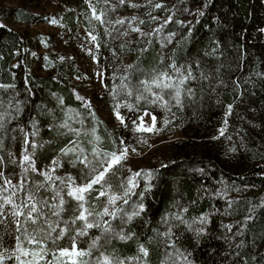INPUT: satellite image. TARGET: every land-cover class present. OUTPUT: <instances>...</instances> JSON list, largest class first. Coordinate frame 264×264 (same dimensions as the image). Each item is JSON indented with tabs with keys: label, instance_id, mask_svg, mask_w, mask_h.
Wrapping results in <instances>:
<instances>
[{
	"label": "trees",
	"instance_id": "16d2710c",
	"mask_svg": "<svg viewBox=\"0 0 264 264\" xmlns=\"http://www.w3.org/2000/svg\"><path fill=\"white\" fill-rule=\"evenodd\" d=\"M48 2L51 10L35 0L11 6L0 1V173L13 185L24 180L26 189L43 184L37 197L55 204L42 173L55 167L54 176H71L79 184L87 172L63 149L75 141L86 153L93 147L132 151L136 136L145 135L136 125L149 111L163 137L136 149L146 166L129 171L124 162L113 180V191H119L116 185L131 173L151 172L150 190H145L149 182L139 179L128 204H117L130 211L143 203L145 211L129 222L122 220L123 213L100 218L115 232L131 235L107 244L102 238L105 253H115L125 264H144L134 259L142 255L143 244L148 264H264V0ZM93 8L105 14V23L95 19ZM51 19L69 32L81 53L42 52L46 37L10 25L35 26ZM91 58L104 70L102 95L96 91ZM173 65L193 77L182 86L180 104L167 92V108L137 102L135 89L126 94L125 84L137 85L161 71L178 79ZM117 105L124 124L102 114L107 107L115 113ZM65 120L79 136L60 127ZM93 129L100 137L96 144L85 135ZM25 147L35 167L26 173ZM55 183L59 187V180ZM104 199L91 200L90 206L99 212ZM65 201L62 219L67 220L75 201L67 196ZM101 233L90 229L78 246L86 249ZM59 243L68 246L66 238ZM12 244L14 238L5 234L4 246Z\"/></svg>",
	"mask_w": 264,
	"mask_h": 264
},
{
	"label": "snow or ice",
	"instance_id": "6c2138e0",
	"mask_svg": "<svg viewBox=\"0 0 264 264\" xmlns=\"http://www.w3.org/2000/svg\"><path fill=\"white\" fill-rule=\"evenodd\" d=\"M123 2L124 0H120V3ZM104 15L103 12L97 15L95 8H93V16L101 24L105 23L102 18ZM52 22L55 23V21ZM117 23L123 24L124 21H117ZM134 31H139V29H134ZM92 39L95 40L96 38L92 37ZM172 68L178 79L174 80L167 72L161 71L152 75L150 79L141 80L137 85L125 84L123 87L126 94L133 95L132 89H135L137 102L145 100L147 103L158 104L160 107L167 108L169 106V100L165 99L167 92L171 100L180 104L182 92L185 91L182 86L185 81L193 77L190 70L187 75H184L175 68V65ZM186 94L191 96V90H187ZM78 99L83 100V97H78ZM86 106L91 107L90 104H86ZM126 106L131 109V105ZM114 111L116 118L121 124H124V118L120 115L118 105ZM149 115L151 114L148 112L143 114V116ZM143 116L140 117L135 130L145 133L158 132L156 117L151 116V124L145 126ZM3 118L4 114L0 113V130L4 128ZM68 119H72V117L69 116ZM60 127L77 136L80 135V131L72 128L67 120ZM89 134L93 137L89 143L96 144L100 141V137L95 135V129L90 133L85 132V135ZM27 143V136H25V145ZM120 143L123 145L124 142L121 140ZM73 145L62 151L65 155L72 153L73 160L71 162L83 164L84 168L87 169L83 183H76V180L71 176L67 177L66 180L54 176L52 173L55 172V167L50 172L42 173L45 181L48 182L49 189L53 191L55 204H49L43 198L37 197L39 189L44 187L43 184L34 189H26L24 180L13 185L10 179L0 173V179H3V184H0V226H2L0 227V264H8L9 261L12 264H125V261L116 256L115 253L106 254L103 250L104 244H101L100 241L103 238L104 243L107 244L111 239L128 240L131 239V235L124 234L123 230L115 232L108 221L102 222L100 218L115 219L118 213H123L122 220L129 222L133 217L144 212L143 203L135 204L130 211L117 207V204L118 202L128 204L129 198L135 195L134 190L139 187V179L148 181L145 190H150L153 174L151 172H133L126 181L116 185L119 191H113V180L123 168L129 148L125 146L113 151H104L98 147H93L91 153H86L75 141H73ZM0 147H2V141H0ZM132 151L135 149L133 148ZM0 162H2V157H0ZM53 164L58 166L59 162L53 161ZM24 165H26L24 167L25 173L29 169L35 171L34 161L28 154L27 147H25L22 155V166ZM57 180L60 182L59 187L55 183ZM65 196L75 201L74 214L67 220L62 219V213L66 210ZM100 197L105 198L102 202L104 206L101 211L97 212L90 206V201ZM46 209H50V211H46ZM52 217L56 219L52 220ZM10 224L14 227H9ZM93 228L102 229L101 235L92 238L86 249L80 248L78 246L79 238L87 236L89 230ZM5 234L14 238V244L9 247L4 246ZM65 238L67 239V247L59 243ZM139 252L142 255L134 259L137 261L143 259L144 264H148V249L141 244ZM94 253L96 254L94 255Z\"/></svg>",
	"mask_w": 264,
	"mask_h": 264
},
{
	"label": "rangeland",
	"instance_id": "374dc122",
	"mask_svg": "<svg viewBox=\"0 0 264 264\" xmlns=\"http://www.w3.org/2000/svg\"><path fill=\"white\" fill-rule=\"evenodd\" d=\"M0 1L7 6H11V5H16L19 0H0ZM35 2L38 4H41V6L49 8V10L52 9V7L49 5L48 0H35ZM52 21H55V23H53ZM10 25L16 28H19V29H26V31L30 35L39 34L42 39L46 37L47 40L44 43H42L39 48L40 51L42 52H48L50 49H52V50H59L66 54L81 53V47L79 46V44H77L70 37V34L68 31H64L60 29L58 25V21L55 19H51L49 21L39 23L35 26H24L16 21H11ZM263 32H264V28H263ZM92 42H93V46L96 47L97 43L95 42V40H93ZM88 63L90 64V68L95 74V82L97 85L96 91L98 95H102V93L105 91L103 67L98 64L95 58L88 59ZM146 112L151 114L149 116L142 115L145 126H148L151 124V116H154V115L149 111H146ZM102 114L104 115V117L110 120L113 124H121L120 121L116 118L115 113H112L110 111V108L107 107V109L102 110ZM150 134L151 135H146L145 133V135H141L140 137L138 135L136 136L135 142L132 147V149L134 148L135 151H129L128 157L125 161V163L128 165L129 169H131V171L132 170L134 171L137 168L144 167L147 165L143 161L144 154H137L136 149L151 139L160 140V138L163 137V134L160 130L156 133H150ZM49 259H51L50 256H49Z\"/></svg>",
	"mask_w": 264,
	"mask_h": 264
}]
</instances>
